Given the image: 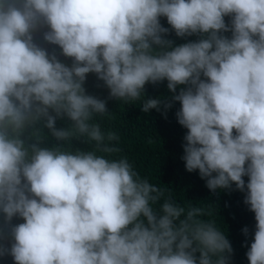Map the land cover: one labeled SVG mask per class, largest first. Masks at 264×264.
<instances>
[{
    "label": "clouds",
    "instance_id": "9594fccd",
    "mask_svg": "<svg viewBox=\"0 0 264 264\" xmlns=\"http://www.w3.org/2000/svg\"><path fill=\"white\" fill-rule=\"evenodd\" d=\"M171 32L198 38L177 43ZM89 73L124 102L167 81L170 95H148L141 111L179 102L186 170H198L212 192L245 193L256 221L246 255L264 264V0H0V257L230 264L232 244L203 208L159 204L163 190L127 159L98 154L118 151L106 142L118 137L92 122L109 109L86 90ZM43 129L96 149L46 146Z\"/></svg>",
    "mask_w": 264,
    "mask_h": 264
},
{
    "label": "trees",
    "instance_id": "16d2710c",
    "mask_svg": "<svg viewBox=\"0 0 264 264\" xmlns=\"http://www.w3.org/2000/svg\"><path fill=\"white\" fill-rule=\"evenodd\" d=\"M226 23H230V17H225ZM161 23L169 27L166 17L161 18ZM230 35V33H226ZM42 37V32H41ZM170 38L177 43L185 39L198 37H177L174 32ZM41 42L52 51L55 49L59 59L66 64L72 60L61 54L57 45ZM147 93L141 100L124 102L109 98V89L99 80L94 73L87 74L85 82L86 90L101 99H106L109 111L106 114H97L93 117V123H98L107 137L108 133H115L118 139L106 141L109 146H115L118 151L111 153H99L110 159L125 158L139 177L147 179L150 183L163 190V196L159 204L171 198L177 205L201 207L206 220L213 221L230 240L233 253L230 264H249L246 252L250 247L255 231V214L244 202L245 193L236 189L217 190L212 192L206 186V180L202 179L198 170L189 172L185 168L183 156L184 136L187 131L179 124L175 115L179 109V102L167 109L160 111L152 109L145 113L141 111L143 99L148 95L164 99L170 95L167 89V81L157 84H146ZM69 126V122L57 121V127ZM42 142L46 146L61 144L64 150L75 151L77 149L92 151L96 149V142L86 137H74L70 141L57 142L47 129L39 133ZM247 181V177H244ZM159 204L154 207L159 208ZM14 223L23 222L22 218H14ZM247 226L248 234L243 232ZM0 264H14L10 255L0 257Z\"/></svg>",
    "mask_w": 264,
    "mask_h": 264
}]
</instances>
